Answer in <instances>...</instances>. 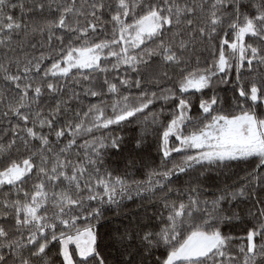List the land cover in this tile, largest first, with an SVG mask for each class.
Returning <instances> with one entry per match:
<instances>
[{
	"label": "snow or ice",
	"instance_id": "1",
	"mask_svg": "<svg viewBox=\"0 0 264 264\" xmlns=\"http://www.w3.org/2000/svg\"><path fill=\"white\" fill-rule=\"evenodd\" d=\"M0 124V264H264V0H0Z\"/></svg>",
	"mask_w": 264,
	"mask_h": 264
},
{
	"label": "trees",
	"instance_id": "2",
	"mask_svg": "<svg viewBox=\"0 0 264 264\" xmlns=\"http://www.w3.org/2000/svg\"><path fill=\"white\" fill-rule=\"evenodd\" d=\"M79 2V0H78ZM247 2V0H245ZM18 14V13H17ZM39 54V53H37ZM207 53H203L202 56H206ZM133 96L138 95V90L133 88L130 90ZM218 91L221 96L230 97L231 92L229 91V86L221 84L218 86ZM91 102H96L95 98H89ZM107 99V97H106ZM88 102L87 100L85 101ZM160 102H157L159 105ZM157 110V106H153V111ZM259 111V109H258ZM167 116L163 117L166 119ZM5 125L0 124V128H3ZM140 131L139 123L129 125L123 131H115L114 135H123L126 139V144L122 152H110L108 159L106 160V165L109 170L113 171L114 175L125 176L128 174L129 179H135L138 181H143L147 179V173L156 168H160L161 158L157 153L156 148V137L149 136L147 138L144 150L142 152H135L134 149V140L138 136ZM99 135V133H97ZM6 140V138H5ZM130 154L135 157L134 166H129V156ZM175 155V154H174ZM171 166V165H169ZM254 167L253 163L239 164L234 166L233 170L227 173V177L219 176L218 174H213L216 177V183H219L221 187L226 180L228 184H232L234 180L239 181L241 178L247 175L249 171ZM183 184V178L177 182L175 186L179 187ZM161 194L157 193V201ZM120 208L117 211H108L107 212V221L105 228H102V232H106L115 226H124L127 225L130 221L135 222L138 217H144L146 215H151L155 208L152 206L148 200H141L138 196H133L131 200L125 199L120 202ZM243 207V206H242ZM115 208V206H113ZM243 215V213H242ZM243 225H234L230 229L233 234H243ZM160 252H157V255H160Z\"/></svg>",
	"mask_w": 264,
	"mask_h": 264
}]
</instances>
